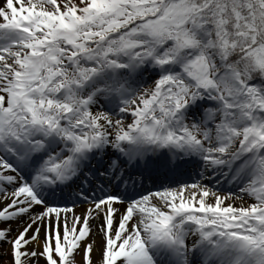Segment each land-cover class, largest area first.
I'll use <instances>...</instances> for the list:
<instances>
[{
  "label": "snow or ice",
  "instance_id": "obj_1",
  "mask_svg": "<svg viewBox=\"0 0 264 264\" xmlns=\"http://www.w3.org/2000/svg\"><path fill=\"white\" fill-rule=\"evenodd\" d=\"M0 264H264V0H0Z\"/></svg>",
  "mask_w": 264,
  "mask_h": 264
}]
</instances>
